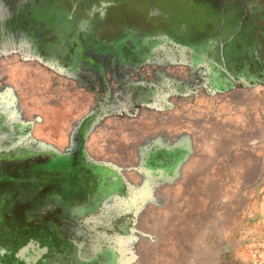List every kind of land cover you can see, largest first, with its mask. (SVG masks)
<instances>
[{
    "label": "rangeland",
    "instance_id": "374dc122",
    "mask_svg": "<svg viewBox=\"0 0 264 264\" xmlns=\"http://www.w3.org/2000/svg\"><path fill=\"white\" fill-rule=\"evenodd\" d=\"M0 264H264V0H0Z\"/></svg>",
    "mask_w": 264,
    "mask_h": 264
},
{
    "label": "flooded vegetation",
    "instance_id": "af4514ba",
    "mask_svg": "<svg viewBox=\"0 0 264 264\" xmlns=\"http://www.w3.org/2000/svg\"><path fill=\"white\" fill-rule=\"evenodd\" d=\"M151 13H152V15L155 16L154 20H156V18H159V17L162 16L159 12H156L154 9L151 11ZM100 19H101V17H100ZM163 21H166V19L163 18L162 19V22ZM155 26H158V24H156ZM39 168H40V170L43 169V172L42 171L41 172H38V176H39L38 177L39 178L38 181H40L42 178H46V179H50V180L53 179V180H56V187L61 188V189H64L65 186L68 187V191L66 193L67 196H70L71 197L74 194H78L77 186H76V188L74 187L73 189H71V183H73V185L75 186V183H74L75 182V177H73V179H71V180H63V179L60 180L61 179L60 172H63L62 171L63 170L62 167H54V168L53 167H39ZM73 168L72 167H69L66 170H67V172L73 173L74 170H75V169L73 170ZM77 171H80L81 176H83L84 175L83 173H85V172L86 173H90L92 170L89 167H77ZM70 173H69V175H72ZM76 176H78V175H76ZM85 184L88 185L89 183L87 181L86 182L84 181V183L81 185V188L79 187L80 188L79 192L81 193L80 196H84L82 187H84ZM58 188H56L54 190L55 191H58L59 190ZM65 190H66V188H65ZM80 199H81V202L83 201L82 203L86 204V205H82V208L88 211L89 204L90 203H94V199L95 198L93 197V199L91 200V202H89L87 200L84 201V197H81Z\"/></svg>",
    "mask_w": 264,
    "mask_h": 264
},
{
    "label": "crops",
    "instance_id": "0c3cea01",
    "mask_svg": "<svg viewBox=\"0 0 264 264\" xmlns=\"http://www.w3.org/2000/svg\"><path fill=\"white\" fill-rule=\"evenodd\" d=\"M106 101H107V99H106ZM106 106H108V101H107V104H105V103H102V105H101V109L103 110V109H105L106 108ZM139 107V104H135V105H133V107ZM100 107V105L98 106V109H100L99 108ZM131 107H132V105H131ZM100 109V110H101ZM99 110V116L101 117V118H106V116H104V114L101 112ZM102 114V115H101ZM116 116H113V118H115ZM112 118V116H111V118L110 119H113ZM36 168H38V169H36ZM32 170L34 171V172H43V169L42 170H40V168L39 167H32ZM25 171H27V170H25ZM28 171H30V170H28ZM36 178H38V177H36ZM39 179V178H38ZM38 179L37 180H31L32 182L30 183V182H25V186L23 187V190H25L24 191V194H22V193H20L21 195H34L35 196V193L36 192H31V190L30 189H34L35 191H36V188H37V186L35 185V184H37L38 183V185H40V184H43L44 182H50V181H52V180H47V181H44L45 180V178H42L40 181H38ZM29 183L31 184V185H33V186H29ZM23 184V183H22ZM27 185V186H26ZM56 188H58V187H56V186H54V187H52V189H56ZM74 188V185H73V183H71V189H73ZM58 189H61V188H58ZM23 190H21V191H23ZM67 191H68V187L66 188V190H65V193H67ZM36 195H38V194H36ZM66 195V194H65ZM67 196V195H66ZM59 197H61V196H59ZM71 197H74V195L73 196H71ZM82 197H84V196H82ZM83 202V201H82ZM42 214H49V213H40V215H42ZM32 218H34V217H32ZM40 218L41 219H46V218H50L49 216H40Z\"/></svg>",
    "mask_w": 264,
    "mask_h": 264
},
{
    "label": "water",
    "instance_id": "95a60500",
    "mask_svg": "<svg viewBox=\"0 0 264 264\" xmlns=\"http://www.w3.org/2000/svg\"><path fill=\"white\" fill-rule=\"evenodd\" d=\"M24 251H26V250H22L21 252H20V255H21V257H25V254H23V253H25ZM33 260H35L34 258H27V263H29L28 261H33Z\"/></svg>",
    "mask_w": 264,
    "mask_h": 264
}]
</instances>
